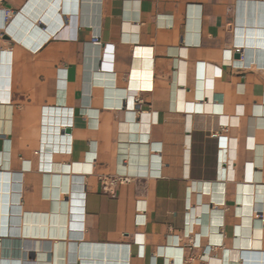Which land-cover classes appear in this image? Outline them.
I'll list each match as a JSON object with an SVG mask.
<instances>
[{
  "label": "crops",
  "instance_id": "1",
  "mask_svg": "<svg viewBox=\"0 0 264 264\" xmlns=\"http://www.w3.org/2000/svg\"><path fill=\"white\" fill-rule=\"evenodd\" d=\"M60 1L0 0L25 23L0 39V264H264V0ZM45 108L69 187L45 182Z\"/></svg>",
  "mask_w": 264,
  "mask_h": 264
},
{
  "label": "bare ground",
  "instance_id": "2",
  "mask_svg": "<svg viewBox=\"0 0 264 264\" xmlns=\"http://www.w3.org/2000/svg\"><path fill=\"white\" fill-rule=\"evenodd\" d=\"M64 2H65V0H61L60 3L57 4V7H59V6L62 7L64 5ZM53 6L55 7L54 4H53ZM9 10L10 9H1L0 10V33L4 34V37L2 38V40L5 38V35L9 34V33L12 34L15 39H20L23 36L25 23L17 17V14L15 12H13L11 10L9 11ZM90 25L92 27V24H90ZM96 30H98V29H96ZM8 59H9V53H6V54H3L2 56H0V71L10 70V68H9L10 64H9V62H7ZM90 67L88 65V68H90ZM88 74H90V73H88ZM7 82H8L7 79H1L0 80V88L7 86V84H6ZM131 103H132V101L130 100V104ZM50 107H52V106H50ZM66 114L67 113L63 110V108H57L54 110H50L49 108L48 109L45 108L44 111L43 110L41 111L40 144H39L40 165H41L42 170L45 172V182L47 184H49V186H52V185L58 186L59 185L60 187H62V185L67 184L68 182H69V184H72V180H73L72 176L54 173V168H55L54 158H55V156L66 152L70 148V146L72 145L71 144L70 146H68V137L66 136V134H64L62 132L63 128L68 126V124L70 123ZM17 179H18L17 176L13 177L12 175H8V174H0V229L1 228L3 229V232H0V234L1 233L5 234L6 231L9 234L11 229H12V231H11L12 234H17V228L15 226L18 222L17 221L18 219H15L14 217H12V218L9 217V215L11 214V211L13 214L18 213L20 211L19 208L16 209L18 207V206H16L17 202L19 201L18 197L20 196L17 193V191H15L19 187V183L16 181ZM67 186L69 187L68 184H67ZM60 187H58V188H60ZM80 189H82V188H80ZM49 191H50V189H49ZM67 191H68V189H67ZM51 192H52V190H51ZM57 192H59V191H57ZM46 193H47V190H46ZM46 193H45V195H46ZM47 195H49V194H47ZM49 196H47V197H49ZM51 196L54 197V194ZM74 202L75 201L73 200V203ZM12 204H15V205L12 206ZM63 206L65 207V205H63ZM64 207L62 208L63 211L66 210V208H64ZM71 210L74 211V208H71V202H69L68 207H67L68 216H70L72 214ZM76 217H78V216L76 215ZM13 243H14L13 247L3 249V250H5V252L9 253L10 255L12 253L14 255H16L18 253L15 239H13ZM59 255H60V253H59ZM73 257H71V260H73ZM51 258H52V256H51ZM228 259H229V257H228ZM10 262H13V261H10ZM55 263H57V262H55Z\"/></svg>",
  "mask_w": 264,
  "mask_h": 264
},
{
  "label": "built area",
  "instance_id": "3",
  "mask_svg": "<svg viewBox=\"0 0 264 264\" xmlns=\"http://www.w3.org/2000/svg\"><path fill=\"white\" fill-rule=\"evenodd\" d=\"M10 11V10H9ZM8 11V12H9ZM4 37L3 33H0V39H2ZM236 53H241L242 48L241 47H236L235 48ZM39 171L41 172V169H39ZM42 173V172H41ZM133 180L132 177L128 176V175H124V174H117L115 176H107L101 179L102 183H103V190L106 193H114L115 191V186L118 184H128L131 183Z\"/></svg>",
  "mask_w": 264,
  "mask_h": 264
}]
</instances>
